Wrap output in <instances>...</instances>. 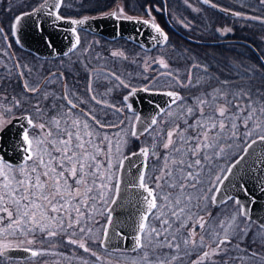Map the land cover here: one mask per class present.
Here are the masks:
<instances>
[{"label": "snow or ice", "instance_id": "snow-or-ice-1", "mask_svg": "<svg viewBox=\"0 0 264 264\" xmlns=\"http://www.w3.org/2000/svg\"><path fill=\"white\" fill-rule=\"evenodd\" d=\"M185 3L200 11L189 0ZM200 3L264 24V16H247L213 0ZM258 3L264 5V0ZM64 6L65 0H43L33 12L15 15L7 31L0 26V39L14 37L24 15L43 12L57 22L86 23L87 17L63 16ZM153 8L161 11L146 5L147 19L127 16L122 8L110 15L149 26L157 34L152 39L165 45L168 36L155 22ZM216 31L224 35L232 30ZM71 32L74 42L65 55L81 44L77 28ZM110 55L128 59L121 50ZM15 67L23 83L11 96L0 91V131L14 118L24 123L15 145L18 158H6L0 150V264L14 250L32 258H57L51 264H111L112 235L127 239L113 219L124 200L135 209L133 245L124 250L133 253L126 257L127 264H264V221L253 230L250 208L238 197L222 195L233 170L239 171L247 158L255 155L264 163V59L227 69H212L192 59L180 69L172 68L163 56L148 58L138 75L150 83L140 88L101 68L97 85L115 79L129 95L145 91L168 98L166 107L157 106L156 115L143 121L125 96L123 103L133 113L127 123L105 119L108 113L97 106L116 113L123 108L101 98L112 89L97 91L91 74L81 93L63 72L31 83L25 72L32 69L19 63ZM150 71L157 74L150 78ZM111 128L119 131H107ZM142 136L139 148L126 153L130 138ZM132 168L136 173L125 180ZM239 187L250 196L246 185ZM259 190L264 192V182ZM229 200L236 206L232 213L212 211Z\"/></svg>", "mask_w": 264, "mask_h": 264}, {"label": "trees", "instance_id": "trees-1", "mask_svg": "<svg viewBox=\"0 0 264 264\" xmlns=\"http://www.w3.org/2000/svg\"><path fill=\"white\" fill-rule=\"evenodd\" d=\"M195 7L196 3L200 5L199 12H194L185 3V0H65V6L61 7L60 13L69 18H83L100 16L120 9V6L126 9L132 17H147L144 13L146 5H156L163 11L157 13L153 11L152 16L155 22L161 25L169 34V42L165 47H159L151 52H147L128 42L125 39H118L116 43L122 42L127 45L133 53L138 51L144 55V60L148 58H157L163 56L166 58L172 68L183 69L186 64L191 63L192 59L201 63H207L210 68H225L234 63L260 64L261 61L253 48L245 43L230 42L220 44H202L199 42H212L222 40H239L251 43L264 57V24L257 21L246 20L234 17L230 14H223L219 9H213L201 4L198 0H189ZM223 8L240 12L247 16H264V5H260L258 0H234L233 3L224 1H213ZM39 0H0V26L7 31L11 27V21L15 15L30 11L39 5ZM166 4L167 14L164 12ZM198 8V7H196ZM9 9H11L9 11ZM154 9V8H153ZM169 20V22H168ZM175 27H172V25ZM231 28V32L221 35L216 31L217 28ZM83 39L86 36L90 38H99L101 36L92 35L84 31L81 32ZM102 39L108 41L107 39ZM13 47L21 53V50L10 36ZM99 48V44L93 47ZM30 55L29 53H27ZM157 55V56H156ZM188 57L189 59H185ZM123 60V59H122ZM128 68L132 59L123 60ZM158 65H153L158 71ZM150 71L147 73L150 78L157 74ZM18 83H15L14 74L10 73L0 77V90L6 89L13 92ZM6 90L5 94L13 95V92ZM183 91V90H181ZM118 95V96H117ZM116 97L122 98L118 92ZM122 104V103H121ZM124 120V119H123ZM125 121V120H124ZM126 123V121H125ZM133 140V139H132ZM138 140L134 141V148H139Z\"/></svg>", "mask_w": 264, "mask_h": 264}, {"label": "water", "instance_id": "water-1", "mask_svg": "<svg viewBox=\"0 0 264 264\" xmlns=\"http://www.w3.org/2000/svg\"><path fill=\"white\" fill-rule=\"evenodd\" d=\"M205 6L209 7L208 5ZM34 9L26 13H31ZM220 12L226 14L225 12ZM87 18L88 19L84 25L74 26L64 21H54L52 17L47 16L43 12L38 13L36 16L24 15L20 24L17 26L16 35L13 38L15 43L17 39L19 40V43H16L18 47L42 58H57L60 56H66L65 52H68L70 45L74 42V37L71 32L72 27L77 28L79 36L80 31H86L95 35H101L112 41L123 38L148 52H151L159 47H165L169 42L170 37L168 32L159 24L160 28L168 36V41L165 45H160L152 39V37L157 34L149 26L137 23L135 20L130 21L123 18H113L110 13ZM172 27L174 26L172 25ZM223 42L224 41L199 43L219 44ZM229 42L242 41L236 40ZM254 50L262 60L263 57L259 51L256 48H254ZM129 92L125 94V96H128L127 104L132 106L135 114L140 115L143 121H146L148 118L156 115L159 110L157 106L166 107V101L168 98L163 95H157L152 92L145 91H137L134 95H129ZM21 122L22 121L18 122L14 119L2 132H0V150H2V154L6 155V158L16 159L18 157L15 152L14 141L11 140L10 142L13 144L9 145V140H7L6 135L15 133ZM20 133L21 131L18 132V134ZM18 141L19 139L15 142L18 143ZM8 149H10L11 152H9ZM132 159L136 160V157H133ZM125 168H128L127 161L125 162ZM238 168L239 171L234 169V175L230 176L229 181L225 182V188L222 190V195L238 197L248 208H250L252 220L260 225V222L264 221V192L259 190L261 182H264V163H260L258 157L253 155L247 158L245 162H242ZM136 171V168L128 170L125 180L131 178ZM240 184H244L248 187L250 190V196H246L244 192L241 191L239 187ZM252 197H254L255 200L253 203H249V200ZM134 211L135 209L127 202V200L122 202V206L116 207L113 217L116 229L126 234L127 239L122 240L119 236L112 235L109 243L110 249H131L133 245L132 214Z\"/></svg>", "mask_w": 264, "mask_h": 264}, {"label": "rangeland", "instance_id": "rangeland-1", "mask_svg": "<svg viewBox=\"0 0 264 264\" xmlns=\"http://www.w3.org/2000/svg\"><path fill=\"white\" fill-rule=\"evenodd\" d=\"M213 1H216V2L217 1H224L227 4H229L230 2L231 3L234 2V0H213ZM42 2H43V0H39V3H42ZM195 7L199 8L200 5L196 3ZM120 8L123 9L124 13L127 16L132 17L130 14H128V12L123 7V5H121ZM26 12H23V13H26ZM20 14H22V13H20ZM138 18H141V17H138ZM84 32H86V31H84ZM86 33H88V32H86ZM11 37H13V36H11ZM80 37H81L80 46L77 48V50L75 52H72L71 54L84 56L85 66L87 65V67L84 66V68H83V70L85 72H87L86 80H87V78H89L88 74L89 75L91 74L93 77V81H94V87L96 85L95 84L96 74L100 71L101 68H103V70L105 72H108V71L115 72L116 74H118L120 76L121 79H124L126 82L131 83L135 87H142V86L150 83V81H146L143 79L142 76L138 75V73H141L143 71L141 65L144 61V55H141L140 53H138V51H135L133 53H128L129 51H131V49L127 45H125L124 43H122V42L116 43V40L112 41L109 39H107L108 41H106V40L102 39V36L98 38V41L96 40L95 37L90 38L89 36H86L83 39L82 34ZM9 44H11L10 48L8 47ZM94 44H99V48H96V51L94 48H92ZM85 47L88 48V51L86 53L82 52V49H84ZM113 50L123 51L128 58L132 59L131 65L128 68L126 66L124 68V65H126L125 62L123 63L122 59L115 58L116 66L113 67V66L107 65V67L104 68V66L102 64H104V63L111 64L112 60L108 59V58L107 59H101V58L97 59L96 57H97V55H110V53ZM5 53H7V54H5ZM27 53H29L30 55H28ZM91 55H93V56L95 55V57H92ZM24 56H33V55H32V53L27 52V51L25 53H21L18 50H16L10 41V36L8 37L7 41L0 39V77L2 78V77L6 76L7 74H10V73L14 74L15 83H18V85L15 87L14 92L12 91L14 87H12V90L6 89V90H9L10 92L12 91L13 94L17 93L18 86L19 85L21 86V84L23 83V81L19 80L16 76L18 71L15 70V65H16L15 61L19 57H24ZM61 59L62 60H68V61L72 60L70 58H61ZM133 61H135V62H133ZM74 67L78 69V65H75ZM158 71H163V70L159 69V67H158ZM161 79H163V77H161ZM108 81H111V85L109 87H111L112 91L110 93H108L107 95L110 96V94H112L114 92V88H113V86H114L115 87L114 95H117V93L120 92L121 97H122L121 99L119 97L118 98L116 97V100H115V105L117 107L123 108L122 113H116V118L117 119H124V120H126V123H127L129 118L133 116V113H131V114L128 113L129 111L127 110V107H125V105L123 103L124 102L123 98H124L125 94L127 92H129L130 90L127 88H124L123 86H117L119 82L116 81L115 79H108ZM112 82H113V86H112ZM100 93H102V90L100 91ZM165 119H167V117H165ZM117 131H119V130H117ZM135 140H136L135 138H130L129 147H128V149H126V153L129 152L131 147H132V149L134 148L133 146H134ZM144 140H145V137H143V136L140 137V140H138V143H139L138 146H140ZM220 207H221V205L217 208L212 209V211L214 213L226 212V213L230 214L235 210L236 206L234 205L233 202H230V203L224 205L223 207H221V208ZM251 227L253 230H256L258 228L254 223L251 224Z\"/></svg>", "mask_w": 264, "mask_h": 264}, {"label": "flooded vegetation", "instance_id": "flooded-vegetation-1", "mask_svg": "<svg viewBox=\"0 0 264 264\" xmlns=\"http://www.w3.org/2000/svg\"><path fill=\"white\" fill-rule=\"evenodd\" d=\"M164 3H165V0H164ZM144 11H145V9H144ZM153 11H155L157 13H160L163 10L161 9V11H156L155 8H154ZM153 11H152V13H153ZM164 12H165V14H167L166 4L164 6ZM133 18H137V17H133ZM141 18L147 19L148 17H141ZM92 35H95V34H92ZM96 36H101V35H96ZM103 38H105V37H103ZM105 39H107V38H105ZM96 40L98 41V38H96ZM222 41H224L223 43H230L229 41H235V40H222ZM222 41H212V42H222ZM241 43H245L248 47H251L254 50V46L251 43L245 42V41H242ZM32 55L33 56L19 57L15 61L16 64L19 63L21 65H27L28 67H30L32 69L31 73H28L27 71L25 72L26 77L28 78V80L31 83L39 82L43 78H46V77L50 76L53 73L59 75L61 72H63L68 83L74 85L75 88L81 93H83L85 91V87L87 85V82H88L89 78H87V80H86L87 72H85L83 70V68L85 66L84 56L70 54V55H67V56H60V57H57V58H42V57H39V56H37L35 54H32ZM256 55H257V53H256ZM91 56L95 57V55L94 56L91 55ZM97 56H99L101 59H107L108 58V59L112 60L111 64H106V63L102 64L104 66V68L107 67V65H110V66H113V67L116 66L115 58L112 57L111 55H97ZM70 57H71L72 60H69V61L61 59V58H70ZM257 57L261 61V59H260V57L258 55H257ZM263 59H264V57H263ZM75 65H78V69L74 67ZM15 70L19 71V69H17L16 67H15ZM88 76H89V74H88ZM110 85H111V81L102 80L98 85L97 84L95 85V88L97 89V91L100 92L102 90V93H104V91H106V89ZM112 86H113V82H112ZM52 87L56 88L57 92L60 91V88H59V86L57 84L54 83L52 85ZM113 88H114V92H115V87L113 86ZM19 91H20V85L18 86V91L17 92H19ZM114 92L112 94H110V96L109 95H104L101 98L106 100L110 104H115L116 95H114ZM97 108H100L101 112L108 113V115H107V117H105V119H107L109 121L117 120L116 112L113 109L102 108V106H97ZM17 115H19V113H17ZM23 123L24 122L22 121L21 124L19 125V127L17 128V131L15 133L6 135L7 140H9L8 141L9 145H11L13 143H14V145L17 144V142H15V141H17L19 139L20 134H18V132L22 131V127L21 126H22ZM117 130H119V129L118 128L107 129V131H109V132H117ZM0 132H2V131H0ZM31 132H35V129L31 130ZM11 140L14 141V142L13 143L10 142ZM8 151L11 152L10 149H8ZM17 156H19V153H17ZM230 202H233V201L229 200L227 202V204L230 203ZM223 206L224 205H221V207H223ZM100 220H101V223H103V218H100ZM254 224L257 227H259V224L257 222H255ZM37 239H39V237ZM37 247H39V245H37ZM92 247H96V246L93 245ZM59 250L62 251V252L65 251L64 248H60ZM124 250L125 249H112V255L110 257L111 264H127L126 257L133 255V253H131L130 251L125 252ZM8 255H9L10 259L7 260V261H4L3 264H46V262H47V264H51V262L54 259H57V258L51 257V256L32 258L29 253H25V252L20 251V250L11 251V252L8 253Z\"/></svg>", "mask_w": 264, "mask_h": 264}]
</instances>
